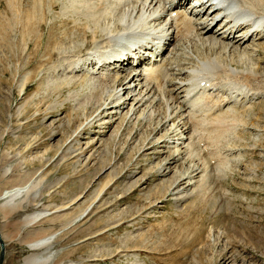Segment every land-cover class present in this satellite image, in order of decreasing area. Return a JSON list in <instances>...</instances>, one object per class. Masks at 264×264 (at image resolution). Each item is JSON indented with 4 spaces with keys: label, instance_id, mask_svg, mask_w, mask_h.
<instances>
[{
    "label": "rangeland",
    "instance_id": "1",
    "mask_svg": "<svg viewBox=\"0 0 264 264\" xmlns=\"http://www.w3.org/2000/svg\"><path fill=\"white\" fill-rule=\"evenodd\" d=\"M96 1L0 0L1 264H25L27 256L50 253L48 261L35 264H264V23L263 35L238 48L220 45L209 51L221 59L224 55L223 62L230 60L241 72L235 71L237 79L220 72L216 97L231 98L217 111L228 115L224 123L217 127L216 120L214 125L206 120L189 134L181 126L183 121L194 122L190 112L172 132L166 121L171 108L166 111L155 100L143 102L134 114L139 104L132 106L130 100L103 111V103L116 97L114 79L105 78L107 69L85 71L86 59L100 48L111 49L122 33L151 19L137 14L122 19L133 1L118 0L128 7L117 0L113 6ZM257 6L261 8H255L256 13L264 17V6ZM34 9L45 10L47 17L40 20L41 27L30 28L25 18ZM122 20L128 23L122 25ZM152 27L158 30L154 35L162 36L163 30L153 22ZM189 37L180 40L177 65L182 61L194 66L195 52L208 54ZM106 49L100 53L103 58ZM172 74L166 86L174 99L183 98L186 93L172 86L178 73ZM200 107L196 115L202 120L208 111L203 112L202 103ZM149 108L152 115L146 113ZM186 134L193 135L192 144L179 143L180 159L172 170L159 172L173 155L174 140H185ZM198 167L202 172L197 174L204 175L195 193L177 200L170 184ZM186 181L181 186H188L184 195L191 191ZM17 187H23V193L9 208L4 194ZM41 211L38 220L26 219ZM50 236L48 251L47 245L32 247Z\"/></svg>",
    "mask_w": 264,
    "mask_h": 264
},
{
    "label": "bare ground",
    "instance_id": "2",
    "mask_svg": "<svg viewBox=\"0 0 264 264\" xmlns=\"http://www.w3.org/2000/svg\"><path fill=\"white\" fill-rule=\"evenodd\" d=\"M132 1H133L132 6H130L129 9L127 8L128 10L125 9V12L122 11V13L124 12V14H122L123 15L122 19H124L127 15L133 16V15L137 14L139 17H143L144 15H146L147 18L146 17L145 18L147 19V21L149 19H151L150 21H152L153 23L156 22L157 26L154 24L153 25L156 28L163 30L164 33L161 36L160 33L158 32L159 33L158 35L161 36L159 38L160 40L159 39L155 40L154 38L155 37L157 38L158 35H154L150 39V42L144 41V42L138 44L137 47H135L134 49H131L129 46L121 45L118 43L113 44L111 49H106L105 47H103V49L104 48L106 49L103 52V54L106 53L104 58L101 55H99V56L102 58H97L98 55L95 56V54H92L93 58L86 59V61L89 62L88 66L92 67L91 68L92 73H94L97 68L104 67L105 64L106 65L112 64V66H110L111 68H108V67L107 68L113 70V73L110 75H112V77L114 79V80H112V82H113V85L115 88L114 95H116V97L113 98L112 100H110V102H108V103L107 102L103 103V105H102L103 111H107L108 108H113V107L119 108V107H121V105H126V103H127L126 100H130L132 102L131 103L132 106L134 105V103H135V105L139 104V107H136V109H134V112H133V114H134L137 111V109H139L141 107L143 102L144 103L145 102H149V103L152 102V104H153V101L155 100V101H158L159 104L164 105L166 111L168 110L167 108H171V112L168 113L166 121L170 122L169 123L170 129L171 130L174 129L172 132H175L176 131L175 128L179 127L180 122H178V121L181 119L184 120V118L181 116H183L185 114L187 116V114L190 112L192 113V115H195V116H193L194 118H192V119H194V122L193 121L192 122L183 121V127L187 128L189 130V131L188 130L187 131L190 132V134L192 132L194 133V131H195L194 129H193V131H191L193 127H199V126L201 127V125L203 126V122L206 120H207V123L213 121L212 125H214V120H216L217 123L215 126H217V127L220 124L224 123V121L228 118V115L227 114L224 115L226 112H223L224 114L222 115V114L217 113V111L218 110L223 111L222 106L225 103V99H227L229 97L227 95L225 97H222V99H217L216 93L214 92V90H216V89L218 90V88L221 84V81H220L221 75H223V74L226 75L229 73V74H233L232 76H234L235 78L236 77L239 78L240 75H237L238 72L236 70H238V69L235 68L234 65L232 66L231 62H228L230 60H228L227 62H223L224 55H223V57L221 56L222 54L220 55L223 59L222 60L220 57L217 56V54H216V56L214 54L210 55L209 51L211 49L213 50V48H215L216 46L218 47L220 45H223V46L227 47L228 49H230L229 47L238 48L239 45H242L243 43L248 41V39L250 37L260 36L262 34V28L261 27H263L262 22H264V17H261L260 15L257 14L258 12L256 9H259L261 7L258 8V6L257 7H255V6L256 5H259V6L263 5L264 6V0H255V1H253V0H205V1L204 0H197V2H199V1L200 2L199 3H190L189 10H187V8H186V4H187V2H189V0H132ZM253 4H254V6H253ZM109 6H107L105 8V11L107 8H109ZM233 6L240 8V11L235 12V10H233ZM125 7H126V5H125ZM119 8H121V7H119ZM131 8H133L132 11H131ZM111 9L112 8L110 7V11H111ZM262 9H263V7H262ZM105 11H102V13L104 12L103 13L104 15H105ZM107 11L109 12L108 9H107ZM173 11L176 12V15H171V13ZM108 12H107V14H109ZM211 13H212V15H210ZM99 14H101V13H99ZM203 14H205V15H203ZM111 15H112V13H111ZM219 15H220V17H218ZM154 16H155V19H154ZM46 17H47V13L45 10L34 9L33 11H31L29 13L27 19L25 18V22L28 26H30V28H34L33 26H35V24L37 26L41 27L40 22L44 21L42 18H46ZM218 19L219 20L223 19L222 20V26L220 28L216 29L217 26L215 27V25H216V23H218V21H219ZM134 21H136V20H134ZM250 21L255 22V27L252 26ZM124 23H125V21L122 20L121 24L123 25ZM126 23H128V22H126ZM41 24H43V23H41ZM124 26H126V25H124ZM129 26H130V28H132L131 27L132 25L128 24L127 27H129ZM138 26H140V25H138ZM135 27H136V25H135ZM123 29L127 30L126 27H124ZM154 30H155V28H154ZM157 31L158 30H155L154 33L157 34ZM263 31H264V29H263ZM263 34H264V32H263ZM188 36H190L193 39L195 38L198 42H200L201 43V49L205 48L207 50L208 54L203 55L202 53L195 52L196 53V56H194L195 59H192L194 66L193 65H191V66L185 65L187 63H182V61H180V63L177 65L176 64L177 63L176 62V55L179 52L178 47L180 45V40L185 39ZM136 37H137V35H136ZM111 39L113 41V38H111ZM101 40H103V39H101ZM109 40H110V38H109ZM112 41H111V43H113ZM108 43H110V42H108ZM259 46H261V45H259ZM97 47L100 48L99 46H97ZM124 47H126L127 50L124 51L123 50ZM152 47H153V49H151ZM55 48L56 47H54V49ZM59 49H57V50H59ZM148 49H150L151 52H146ZM166 49H167V51H166ZM228 49H227V51H228ZM223 50H225V49H223ZM122 51H124V52H122ZM227 51H225L226 55H227ZM237 52H236V54H237ZM241 53H243L242 55H244L245 52L241 51ZM234 54L235 53H233V55ZM87 57H89V55ZM130 57H132V61L129 60ZM240 57H242V60H243V56H240ZM230 59H232V58H230ZM132 62L135 65H132ZM238 63H240V61ZM244 63H245V60H244ZM126 64H130V66H127ZM175 64L177 66H175ZM94 65H98L95 70H93ZM139 65L142 66V71L136 70L135 66H139ZM242 65H243V63H242ZM127 67H129V70H127ZM187 68H189V69H187ZM222 68H223V70L221 71ZM178 69H179V72H177ZM257 69H258V67H257ZM254 70H256V69H254ZM120 71H124L126 73L120 74V73H122ZM174 71L176 73H178V75L176 74L177 77H175V79H178V80L174 84H172V86L174 85V88L177 87V89H181L182 93L183 92L186 93V95L183 98H180V95H179V96H176L174 99V96L172 97V95H171V88L168 89L166 86V85H168L167 81H168L169 74L174 73ZM220 72H221V75H220ZM118 73H119V75H118ZM183 73H185V75H186L185 77H181V75ZM239 73L241 74V72H239ZM243 73H245V71ZM250 75L251 74H249V72H247L246 77H245V80L248 83L251 82V79H252L250 77ZM253 75L257 76L255 74H253ZM84 80H86V79H84ZM201 80H205V83L203 85L200 84ZM246 81H245V83H246ZM169 84H171V83H169ZM139 86H140V88H138ZM199 87H200V92L195 91V89H197ZM238 89H240V88H238ZM126 92H128L127 97H126L127 99H123L122 95L125 94ZM128 96H130L129 99H128ZM192 97L195 98L194 101H192ZM226 101H228V100H226ZM200 103H202L204 108H205V110L203 112L208 111V112H206V114L204 113V115H207V116L202 120L199 117V115H196L198 113L196 111V108L200 107ZM217 103H218V106H217ZM147 107H148V105H147ZM185 107L190 108V111L185 110ZM142 111L144 112L145 110L143 109ZM194 111H196V113ZM232 111H233V109H232ZM232 111H229V113ZM143 112H141L140 114H142ZM153 112H154V110H151L150 108H149L148 112L146 111V113L148 115H152ZM99 115H101V112L97 116H99ZM210 116L212 117L211 120L209 118ZM177 118H178V120H177ZM188 122H190V126L186 127V125H188ZM174 126H175V128H173ZM215 126H214V129L210 128L211 135H212V132L217 130V128ZM184 132L185 131H183V133ZM201 133H203V132H201ZM179 134L181 135L182 133H179ZM192 136L193 135H191V137ZM212 136H214V135H212ZM187 137L188 136H186V138ZM178 139H181L182 140L181 142L182 143L184 142L185 144L187 143V145L192 144L191 143L192 141H190V139L183 140V137H179ZM178 139L174 140L176 143V145H175L176 147L173 151L171 150V154H173V155L169 159H166L162 165H160L159 170H158L159 172L162 173L165 171L167 172V170H169V169L172 170V168H171L172 163H175L176 160L180 159L179 154H181L183 152H180V148L177 145L178 143H181V142L177 141ZM189 147H191V146H189ZM210 153H212V152H210ZM190 169L185 171L184 173L182 172V175L180 174L178 176V178L176 177L177 176V174H176L175 177L177 179L176 180L174 179L175 181L172 182L169 186V190L171 188V192H172V194L174 193L177 196V200H182V199H185V198L193 195V193H195V191H196V187L198 188V185L201 182L200 181L201 177H203V175H204L203 173H202V175L197 174L202 170V169L199 170L200 169L199 167H198V169H192V170H190ZM196 175H197V177H199V179L198 180L196 179L195 182H193L192 179L195 178ZM206 177H207V175H206ZM185 180H187L186 182L188 185L191 184V186H190L191 188L187 189V190H191V191L187 192L184 195V193L186 191V190L184 191V189H186L188 186L183 187V189L181 188V186L183 183H185ZM206 180H207V178H206ZM188 181H190V183H188ZM176 182H177V184L175 186L174 183H176ZM194 185H195V187L192 188ZM172 187H174V188L172 189ZM23 189H24L23 187H17V188H13V189H10V190L5 192L4 198L5 197L7 198V200L5 201L7 207L11 208L14 205L15 199H17V197L20 196L21 193H23L22 192ZM42 215H43L42 211L36 212V213H33L31 215L26 216V219H29V221H36ZM1 216L2 215H0V224L2 223ZM1 237L4 238L2 236V234H1ZM52 238H53V236H50V237L45 238V239H41V240L33 243L34 245L32 244V247H42V246L47 245L48 247L46 248V251H48L49 246L51 245ZM4 242H5V240H4ZM51 256H52V253H50L48 256H46L44 258H42L41 256L30 255V256H27L25 258V264H35L37 262V260H40V259H43L44 261H48L50 258H52Z\"/></svg>",
    "mask_w": 264,
    "mask_h": 264
},
{
    "label": "water",
    "instance_id": "3",
    "mask_svg": "<svg viewBox=\"0 0 264 264\" xmlns=\"http://www.w3.org/2000/svg\"><path fill=\"white\" fill-rule=\"evenodd\" d=\"M4 252H5V242H4L3 238L1 237V233H0V264L3 261Z\"/></svg>",
    "mask_w": 264,
    "mask_h": 264
}]
</instances>
